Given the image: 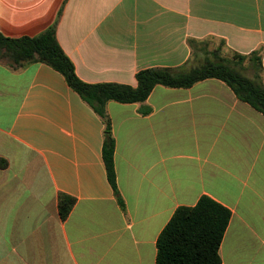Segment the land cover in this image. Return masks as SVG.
<instances>
[{
	"label": "crops",
	"instance_id": "obj_1",
	"mask_svg": "<svg viewBox=\"0 0 264 264\" xmlns=\"http://www.w3.org/2000/svg\"><path fill=\"white\" fill-rule=\"evenodd\" d=\"M57 42L90 85L135 86L177 68L189 40L258 51L264 0H0V35ZM120 206L102 158L104 125L44 64L0 63V264H156L179 207L206 196L231 217L220 264H264V116L222 81L156 86L143 103L108 102ZM75 203L64 221L58 196Z\"/></svg>",
	"mask_w": 264,
	"mask_h": 264
},
{
	"label": "trees",
	"instance_id": "obj_2",
	"mask_svg": "<svg viewBox=\"0 0 264 264\" xmlns=\"http://www.w3.org/2000/svg\"><path fill=\"white\" fill-rule=\"evenodd\" d=\"M189 60L177 68H151L135 74V86L103 83L86 84L75 75L74 67L56 39V23L35 37L19 39L0 35V63L11 70L31 64H44L60 73L101 119L103 130L102 158L107 179L120 206H123L116 186L114 169L115 141L106 111L108 102L143 103L156 86L187 89L194 84L215 79L225 83L236 98L264 116V84L261 56L232 53L220 41L210 49L209 41L189 40ZM202 55L200 57V55ZM247 67L253 77L243 71ZM75 200L58 196V215L64 221ZM231 217L230 211L209 197L202 196L193 207H179L163 228L156 241V264H220L219 247Z\"/></svg>",
	"mask_w": 264,
	"mask_h": 264
},
{
	"label": "rangeland",
	"instance_id": "obj_3",
	"mask_svg": "<svg viewBox=\"0 0 264 264\" xmlns=\"http://www.w3.org/2000/svg\"><path fill=\"white\" fill-rule=\"evenodd\" d=\"M208 41H209V48H210V49H212V48H214L215 46L218 45V41L209 40V39H208ZM199 55H200V54H199ZM201 56H202V55H200V57H201ZM245 66H246V67H245L243 73H244L246 76L252 78V77H253V71L247 67V64H245Z\"/></svg>",
	"mask_w": 264,
	"mask_h": 264
}]
</instances>
